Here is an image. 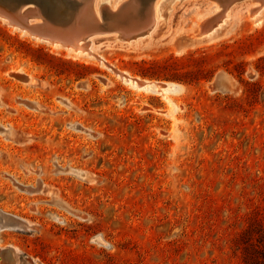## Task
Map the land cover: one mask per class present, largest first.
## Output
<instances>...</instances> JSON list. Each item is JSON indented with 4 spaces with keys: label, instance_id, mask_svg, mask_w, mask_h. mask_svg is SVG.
Here are the masks:
<instances>
[{
    "label": "rangeland",
    "instance_id": "1",
    "mask_svg": "<svg viewBox=\"0 0 264 264\" xmlns=\"http://www.w3.org/2000/svg\"><path fill=\"white\" fill-rule=\"evenodd\" d=\"M212 3L172 0L143 39L93 42L167 98L0 19V249L17 264H245L260 247L264 11L256 26L236 3L215 40L187 43ZM221 72L232 93L212 89Z\"/></svg>",
    "mask_w": 264,
    "mask_h": 264
},
{
    "label": "bare ground",
    "instance_id": "2",
    "mask_svg": "<svg viewBox=\"0 0 264 264\" xmlns=\"http://www.w3.org/2000/svg\"><path fill=\"white\" fill-rule=\"evenodd\" d=\"M171 1L35 0L23 3L22 0L16 3L15 6L10 1L0 0V19L23 35H28L40 42L75 54L94 57L110 69L113 74L131 83L136 88L146 89L147 91L154 89L167 98V93L171 88L170 85L148 82L120 71L93 51V42L101 36H111V39L123 45H130L132 40L136 42L139 37L143 39L142 36L148 35L157 24L164 22L163 14L170 10L167 6ZM211 1L213 2L212 5L216 7L215 10L199 18L196 22V29L191 31L185 39L187 43L190 42L191 45H196L215 40L218 33L227 25L230 11L236 3H250L248 8L250 19L256 26L262 23L259 16L264 11V0ZM177 6V3H175L173 8ZM60 14L65 17L61 18ZM177 46L179 52H182L183 47ZM219 74L222 89L220 92L232 93L236 89V83L231 79L232 77L224 72ZM25 83L34 85L36 79L29 75ZM19 139L18 137V141ZM59 171L77 176L91 174L88 171L74 168H59ZM0 251L1 264H17L19 261L17 249L3 247Z\"/></svg>",
    "mask_w": 264,
    "mask_h": 264
},
{
    "label": "trees",
    "instance_id": "3",
    "mask_svg": "<svg viewBox=\"0 0 264 264\" xmlns=\"http://www.w3.org/2000/svg\"><path fill=\"white\" fill-rule=\"evenodd\" d=\"M259 231H262L261 238L257 239L260 247H256L257 245L254 244L253 238L246 242L248 246L246 247V255L244 258L245 264H264V226H262V229ZM253 232V229H249V231H247V236L252 233L251 236L254 237Z\"/></svg>",
    "mask_w": 264,
    "mask_h": 264
},
{
    "label": "water",
    "instance_id": "4",
    "mask_svg": "<svg viewBox=\"0 0 264 264\" xmlns=\"http://www.w3.org/2000/svg\"><path fill=\"white\" fill-rule=\"evenodd\" d=\"M22 1V0H21ZM29 1H35V0H23V3H26V2H29ZM54 1V0H53ZM22 3V4H23ZM220 74H217L214 82H213V86H212V89L219 92V91H222L221 87H220Z\"/></svg>",
    "mask_w": 264,
    "mask_h": 264
}]
</instances>
